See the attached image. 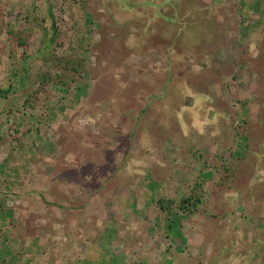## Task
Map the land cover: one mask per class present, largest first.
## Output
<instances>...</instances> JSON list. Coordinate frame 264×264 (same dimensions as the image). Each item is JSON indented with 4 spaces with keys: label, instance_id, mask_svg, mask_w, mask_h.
Masks as SVG:
<instances>
[{
    "label": "rangeland",
    "instance_id": "rangeland-1",
    "mask_svg": "<svg viewBox=\"0 0 264 264\" xmlns=\"http://www.w3.org/2000/svg\"><path fill=\"white\" fill-rule=\"evenodd\" d=\"M152 2L0 0V264H264V0Z\"/></svg>",
    "mask_w": 264,
    "mask_h": 264
},
{
    "label": "trees",
    "instance_id": "trees-1",
    "mask_svg": "<svg viewBox=\"0 0 264 264\" xmlns=\"http://www.w3.org/2000/svg\"><path fill=\"white\" fill-rule=\"evenodd\" d=\"M153 0H147V1H142L143 3H139L137 4L138 6H142V5H146L147 7H150V9L153 6ZM122 2L124 3L125 7L127 10H131L133 11L134 7H136V4H133L131 2H129L128 0H122ZM79 10H83V7L80 8ZM172 12H175V9H172ZM155 15H158V12L154 13ZM51 17V14H50ZM161 18H163L162 16H160ZM165 19H169L174 20L173 16H169V17H165ZM54 26L52 25V28ZM54 32V31H53ZM54 39V33H51V35L49 36V41H53ZM82 58H84L82 56ZM80 58L79 60H77L75 63H73L72 65L70 64L69 66H64L63 70L57 74V82L62 83L63 85H68L69 81H74L75 80V76L80 75L81 72L85 69V63L83 61V59ZM72 63V61H71ZM51 71V70H49ZM68 72V73H65ZM49 78H51V75L48 74ZM6 90L0 89V95L5 93ZM6 94V93H5ZM24 102H27V100H25ZM201 183L196 184V186L201 187ZM205 203V198L203 195V192H197L195 189H193L187 196L183 195L181 197H174L173 199H165V198H160L157 200L156 205L158 206L160 212H163L164 215L166 216L167 221H170L171 219H173L174 216H182V213H185L188 210H192L193 211V215H195L196 213H199L198 209L200 208L201 213L205 212V208L203 207ZM202 209V210H201ZM186 210V211H185ZM260 234H258L257 238H258V242L263 245L264 247V235L261 231V229L259 230Z\"/></svg>",
    "mask_w": 264,
    "mask_h": 264
}]
</instances>
